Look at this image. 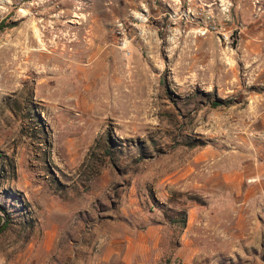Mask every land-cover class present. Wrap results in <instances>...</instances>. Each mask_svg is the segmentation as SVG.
<instances>
[{"label": "rangeland", "instance_id": "obj_1", "mask_svg": "<svg viewBox=\"0 0 264 264\" xmlns=\"http://www.w3.org/2000/svg\"><path fill=\"white\" fill-rule=\"evenodd\" d=\"M3 19L0 264H103L98 214L105 242L158 229L142 264L264 262V198L223 177L263 158L264 0H0ZM69 193L91 212L46 213Z\"/></svg>", "mask_w": 264, "mask_h": 264}, {"label": "crops", "instance_id": "obj_2", "mask_svg": "<svg viewBox=\"0 0 264 264\" xmlns=\"http://www.w3.org/2000/svg\"><path fill=\"white\" fill-rule=\"evenodd\" d=\"M260 78V75L257 76ZM264 86V82L261 83ZM256 98V99H255ZM253 102V103H252ZM249 103L253 104V113L260 115L264 118V89L262 93L256 94V96L249 99ZM238 109L237 107L232 108V110ZM261 113V114H260ZM254 114V115H255ZM248 151L251 152L244 159V163L240 164L241 169L237 172H225L223 177L225 179L224 184L227 185V188L233 192L238 189L236 187L238 182L245 183L248 181L249 184H245L247 187V193L252 196H261L264 198V153L263 158L253 157L257 154L255 148L252 150L251 146L247 147ZM240 160V159H239ZM263 160V162H262ZM261 161V162H259ZM241 183V184H242ZM235 188V189H234ZM83 199L80 200V197H77L76 194H68L66 197L57 196L56 198H48L45 200V209L46 213L49 215L55 214L56 216H64L66 214H76L85 210L88 214L91 212L88 210L87 204L83 203ZM234 215H238V210H235ZM97 222H93V227L91 228L92 233L99 241V248L102 250L103 246H106V252L103 253V259L100 260L103 264H142L148 262V257L146 258L147 248L149 246L148 242L150 239L155 238V231L158 232V229L151 227L150 229L143 231H135L131 235H126V229H123L122 236L120 234L110 242L103 241L107 235L103 230V225L101 224V215H97ZM237 223V221H236ZM57 227L49 229L59 231L61 223H57ZM233 225V223L231 222ZM154 228V229H153ZM51 241L46 242V247L48 250L58 247V238L50 239ZM121 245H123L121 247ZM237 248L239 245L234 244ZM249 248H256L255 243H249ZM252 257V256H251ZM239 258V257H238ZM246 260H252L251 264H264L261 261L258 254L256 253L252 258L247 257Z\"/></svg>", "mask_w": 264, "mask_h": 264}, {"label": "trees", "instance_id": "obj_3", "mask_svg": "<svg viewBox=\"0 0 264 264\" xmlns=\"http://www.w3.org/2000/svg\"><path fill=\"white\" fill-rule=\"evenodd\" d=\"M7 19H3L0 22V33L5 32L7 29L14 28V25L7 23ZM232 104V101H222V100H214L211 103V107L213 108H219L221 106H230ZM0 211L4 213L6 220L3 225V227L0 229V234L5 232L6 230L9 229L10 224H11V218L9 217V214L6 212L5 208L0 205ZM4 221L3 217L0 215V225ZM188 223V216L187 213H182L178 217L171 218L170 219V224L172 226H181L183 229L187 227Z\"/></svg>", "mask_w": 264, "mask_h": 264}, {"label": "bare ground", "instance_id": "obj_4", "mask_svg": "<svg viewBox=\"0 0 264 264\" xmlns=\"http://www.w3.org/2000/svg\"><path fill=\"white\" fill-rule=\"evenodd\" d=\"M35 35H36V38H37V40H38V42L40 43V45H44L43 44V39H42V36L40 35V33H39V31H38V29L36 28L35 29ZM84 42V41H83ZM75 45H78V44H75ZM93 58H89V59H87V61H90V60H92ZM83 60V59H82ZM257 120V119H256Z\"/></svg>", "mask_w": 264, "mask_h": 264}, {"label": "water", "instance_id": "obj_5", "mask_svg": "<svg viewBox=\"0 0 264 264\" xmlns=\"http://www.w3.org/2000/svg\"><path fill=\"white\" fill-rule=\"evenodd\" d=\"M4 223H5V221H3V223L0 225V229L3 227Z\"/></svg>", "mask_w": 264, "mask_h": 264}]
</instances>
